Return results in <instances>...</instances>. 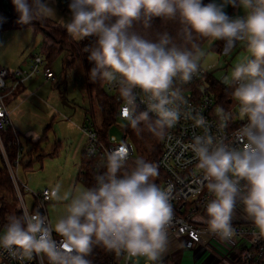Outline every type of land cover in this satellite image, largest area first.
<instances>
[{
	"label": "clouds",
	"instance_id": "clouds-1",
	"mask_svg": "<svg viewBox=\"0 0 264 264\" xmlns=\"http://www.w3.org/2000/svg\"><path fill=\"white\" fill-rule=\"evenodd\" d=\"M12 3L21 24L55 14L48 0ZM228 6L243 9L244 15L230 16ZM68 8L70 19L61 25L68 35L76 41L95 38L84 49L93 65L89 80L116 86L123 102L121 117L133 130L171 139L168 130L181 116L203 130L188 147L201 174L198 191L206 189L210 196L204 205L207 232L225 244L234 243L239 205L253 226L252 242L264 239V0H70ZM157 19L160 27L155 26ZM170 22L177 25L175 35L165 28ZM198 38L223 41L225 53L239 42L249 53L224 80L234 86L232 98L241 118H247L231 135L225 129L232 113L224 108L215 110L219 135L211 133L202 112L185 110L183 86L215 67L202 63L205 53ZM140 95L144 111L138 110ZM158 176L156 163L133 159L120 144L100 158L92 187L62 194L56 183L45 193L48 200L67 201L54 224L38 209L7 215L0 250L19 264L34 258L40 264H92L89 257L97 248L163 264L174 210L171 191L154 182Z\"/></svg>",
	"mask_w": 264,
	"mask_h": 264
},
{
	"label": "built area",
	"instance_id": "built-area-1",
	"mask_svg": "<svg viewBox=\"0 0 264 264\" xmlns=\"http://www.w3.org/2000/svg\"><path fill=\"white\" fill-rule=\"evenodd\" d=\"M38 76H42L45 83L56 81V75L54 71L47 66L44 55H36L24 69L11 71L0 67V154L12 181L18 209H27L29 211L38 209L48 218L47 204L53 201L45 197V193L49 191V188L35 193L20 181L19 169L22 166L21 163L26 154V150L11 121V112L9 110V101L14 97L16 92L21 88L27 87V85ZM210 76L213 75L208 71H202L190 84L183 86V93L188 101L185 110L196 109L202 112L211 126V133L213 135H219L221 134L218 129L219 120L215 115V110L217 107L220 106L223 108V106L219 104L216 93L212 89L209 80ZM104 89L105 92L118 103V121L128 124V122L121 117L123 102L119 97L116 86L109 85L105 82ZM144 99L142 95L138 97L137 103L139 104L138 110L140 111L146 110V104L140 103V101ZM224 109L232 113V121L229 122L225 129V133L231 135L234 130L247 123V118H241L238 102L233 98L227 100V108ZM8 129H11L14 133L13 146L15 148V160L13 162L10 161L9 152L4 145L3 139V134L6 133ZM81 131L86 136L84 156L92 162L95 171H97V164L103 154L108 150L116 148L120 144H125L128 147L131 157L134 154V147L126 133L124 140L120 143H117L114 137L104 138L89 116L85 117ZM168 131L171 139L161 140V153L157 161L158 169L163 173L165 178L163 181L159 182L157 177L155 178L156 181L154 179V182L158 186H161L162 189L171 191L170 203L174 210V216L169 228V238L173 236L177 238H186L187 243L185 245V250L192 254L194 257L193 259H196V264L199 258L203 259L202 264H223L226 260V256L230 258L232 252L228 255L223 251H217L215 249V244L221 243V241L207 232V224H200L198 222L199 214L206 213L204 205L205 202L210 199V196L206 189L198 191L200 186L197 181L201 174L195 167L196 162L194 153L188 145L192 142L193 136L203 135V130L193 127L192 121L181 116L177 125ZM188 161L192 162L188 163ZM24 192L31 194L33 198V206L31 209L27 207ZM4 226L5 225H2L0 220V232L4 230ZM233 226L236 228L238 236L235 242L230 245L233 246V249L239 250L237 262L235 264H259L264 260V239L258 240L255 243L252 242L251 233L254 229L251 223H242L235 219L233 221ZM53 236L55 239L59 240V237H57L55 233H53ZM144 260H146L144 257H116L113 254L109 264H150V262ZM0 264H19V261L12 258L7 252L0 250ZM25 264H40V260L39 258H34L30 262H25ZM163 264L172 263L163 262Z\"/></svg>",
	"mask_w": 264,
	"mask_h": 264
},
{
	"label": "rangeland",
	"instance_id": "rangeland-1",
	"mask_svg": "<svg viewBox=\"0 0 264 264\" xmlns=\"http://www.w3.org/2000/svg\"><path fill=\"white\" fill-rule=\"evenodd\" d=\"M69 2L70 0H48L55 14L46 20L52 21L58 26L62 25V21L69 20L71 16L68 8ZM43 37V32L33 27L0 30V67L11 71L24 69L36 55H43ZM215 42L208 40L201 48L205 53L202 63L205 66L215 65L207 71L224 83L234 65L247 57L249 53L243 45V47L231 49L227 53L218 54L212 50ZM50 67L56 75V81L45 83L42 76H40L39 84L34 87L36 95L33 98L22 103L17 109H15L16 103L10 105L11 121L21 133V136H19L26 153L32 150L30 156H24V158L26 157L25 163L30 160L35 162L29 169H24L23 166L20 167V181L35 193L45 188L50 189L56 183H60L63 194L64 192L86 187L79 181L81 157L76 155L74 151L77 143L81 140L80 128L84 125V117L91 104L88 99L85 74L80 61L68 65L64 55H61L53 59ZM51 124L52 129L46 133L47 139L41 142L40 146L42 152L47 156L43 158L42 162H39V153L34 152L32 140L36 141L42 138L45 134V128ZM126 127L125 122L118 121L106 131L105 137H114L117 143H120L124 140ZM26 136L32 138V140H29L28 137L25 138ZM71 138L74 139L73 145L68 143ZM57 143L61 146L58 153L51 157L50 155L54 152ZM135 157H138V154L134 148L132 158ZM3 164L4 161L0 154V166ZM2 194L5 202L16 210L18 205L12 196L7 192ZM24 198L27 207L31 209L33 206L31 194L24 192ZM66 203L67 201H52L47 204L50 223L54 224L56 219L62 215ZM203 215L206 216V213L199 214V216ZM235 219L242 223H250L244 219L242 207L239 205L233 221ZM2 225L5 224L2 223ZM186 243L187 239L184 237L177 238L173 236L169 238L168 249L163 256V262L196 264V259H193L192 254L185 250ZM215 247L217 251H223L228 255L232 252L230 258L226 256L223 264H235L237 262L238 251L233 249L232 245L221 242L215 244ZM202 260L199 258L197 264H202Z\"/></svg>",
	"mask_w": 264,
	"mask_h": 264
},
{
	"label": "trees",
	"instance_id": "trees-1",
	"mask_svg": "<svg viewBox=\"0 0 264 264\" xmlns=\"http://www.w3.org/2000/svg\"><path fill=\"white\" fill-rule=\"evenodd\" d=\"M210 0H204V3H208ZM18 13L15 10V7L12 3V0H0V30L4 29H22L26 27H33L35 29L41 30L43 32V48L42 54L44 55L47 66L50 67L51 62L54 58L58 56L64 55L67 64H74L76 61H80L86 80V88L87 95L90 101L91 107L86 112V116H89L94 121L97 130L99 133L105 138L106 131L109 128L118 122L117 119V108L118 103L110 97L104 89L105 82L97 80L95 83H92L89 80V70L93 66L87 59L88 53L84 51L85 47L92 45L94 43L93 37L86 38L84 40L76 41L73 40L67 33V31L52 21L45 20L43 22H33V24L26 25L18 22ZM155 26L160 27L161 21L157 19L155 21ZM165 28L172 32L175 35V30L177 25L175 23H169L165 26ZM137 30L139 27L137 26ZM161 30H164L162 28ZM208 40L197 39V43L200 44L202 48ZM212 50L215 53L221 54L224 50V42L216 41L212 47ZM68 59V60H67ZM51 68V67H50ZM209 80L212 85L213 91L216 93L219 104L223 106V108H227V100L232 98L233 87H229L213 76L209 77ZM223 104V105H222ZM140 111V110H139ZM143 127V125H141ZM52 124L45 128V134L42 138L33 141L32 146L34 147V152L39 153L38 161L42 162L43 158L46 157L41 150V142H43L46 137V133L51 131ZM125 133L128 138L131 140L133 147L136 149L139 157H143L150 162H154L157 164L161 153V140L153 136L147 130L140 132L139 134L133 130L128 124L125 128ZM4 145L9 152L10 161L13 162L15 160L14 151L15 148L13 146L14 133L11 129H8L6 133L3 134ZM60 144H55V150L50 155L54 157L58 153V149L60 148ZM32 150H29L25 156H30ZM26 158V157H25ZM25 158L22 161V166L24 169H29L35 163L33 161H28L25 163ZM159 170V169H158ZM94 166L91 161L83 156L81 168L79 171V181L83 183L86 187H92L95 184L94 174H95ZM165 176L163 173L159 171L158 181H163ZM157 182V183H159ZM3 192H7L10 194L17 203V198L15 195V191L12 185V181L9 175L7 168L4 166H0V220L3 224L6 225V216L10 214L20 215L21 212L17 208L14 210L8 203L5 202L3 197ZM113 253H107L102 249H94L92 255L89 259L92 261V264H109V261L112 257ZM246 264V263H240ZM259 264H264V260H262Z\"/></svg>",
	"mask_w": 264,
	"mask_h": 264
},
{
	"label": "crops",
	"instance_id": "crops-1",
	"mask_svg": "<svg viewBox=\"0 0 264 264\" xmlns=\"http://www.w3.org/2000/svg\"><path fill=\"white\" fill-rule=\"evenodd\" d=\"M217 2H219V0H217ZM227 13L230 15V16H236V15H240V16H243L244 15V12H243V9H237V8H233L231 6H228L226 9ZM244 44L242 43H237V45L234 47L235 49L238 48V47H243ZM234 48H232V50H234ZM244 49H246V47L244 46ZM222 53H225V51L223 50ZM33 59V58H32ZM32 59L30 60V62L32 61ZM30 62L26 65V67L30 64ZM43 78V77H42ZM215 78V77H214ZM216 79V78H215ZM44 81V79H43ZM219 81V80H218ZM40 82V76L36 77L33 81H31L27 87L25 88H21L19 89L16 94L14 95V97L9 101V110H10V105L13 104V103H16L15 104V109H17L18 107H20V105L22 103H25L27 102L29 99L33 98L35 95H36V91L34 90L38 84ZM45 82V81H44ZM221 83H223L222 81H220ZM224 84V83H223ZM11 112V111H10ZM11 117H12V112H11ZM85 117H86V114H85ZM85 117H84V120H85ZM16 129V128H15ZM17 130V129H16ZM18 134L21 136V133L17 130ZM80 133H81V140L79 141V143H77V147L75 149V154L76 155H80L81 157V164H82V159H83V156H84V148H85V145H86V136L84 135V133L81 131V128H80ZM30 136V134H29ZM28 136H26L25 138H27ZM29 138V137H28ZM29 140H32V138H29ZM38 140V139H37ZM34 141V140H32ZM61 142V141H60ZM70 145H73L74 143V139H69V142H68ZM81 164H80V167H79V170L81 168ZM206 221V216L203 215V216H198V222L200 224H206L205 223ZM236 251H238L239 253V250L238 249H235ZM234 250V251H235Z\"/></svg>",
	"mask_w": 264,
	"mask_h": 264
}]
</instances>
